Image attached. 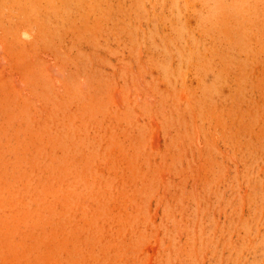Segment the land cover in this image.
Wrapping results in <instances>:
<instances>
[{"label":"rangeland","instance_id":"obj_1","mask_svg":"<svg viewBox=\"0 0 264 264\" xmlns=\"http://www.w3.org/2000/svg\"><path fill=\"white\" fill-rule=\"evenodd\" d=\"M0 264H264V0H0Z\"/></svg>","mask_w":264,"mask_h":264}]
</instances>
